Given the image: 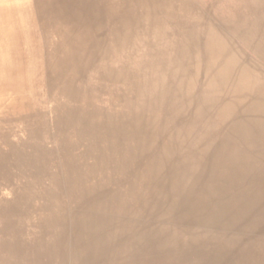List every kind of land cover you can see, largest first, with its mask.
Returning a JSON list of instances; mask_svg holds the SVG:
<instances>
[{
    "label": "rangeland",
    "instance_id": "374dc122",
    "mask_svg": "<svg viewBox=\"0 0 264 264\" xmlns=\"http://www.w3.org/2000/svg\"><path fill=\"white\" fill-rule=\"evenodd\" d=\"M0 264H264V0H0Z\"/></svg>",
    "mask_w": 264,
    "mask_h": 264
},
{
    "label": "bare ground",
    "instance_id": "6f19581e",
    "mask_svg": "<svg viewBox=\"0 0 264 264\" xmlns=\"http://www.w3.org/2000/svg\"><path fill=\"white\" fill-rule=\"evenodd\" d=\"M253 2V1H252ZM262 11V10H261ZM262 17V16H261ZM259 18V17H258ZM263 18V17H262ZM256 19V18H255ZM243 21V20H242ZM258 21H259V19H258ZM238 23H240L239 21H238ZM243 24L245 25V23L243 22ZM243 24H242V26H243ZM243 29V28H242ZM241 31H243V30H241ZM261 33H263L262 31H260ZM245 36V35H244ZM247 37V36H246ZM247 38H249V37H247ZM250 39H252V38H250ZM253 40V39H252ZM263 40V39H262ZM249 41V40H248ZM247 41V42H248ZM251 43V42H250ZM258 47H259V45H258ZM258 47H256V48H258Z\"/></svg>",
    "mask_w": 264,
    "mask_h": 264
}]
</instances>
